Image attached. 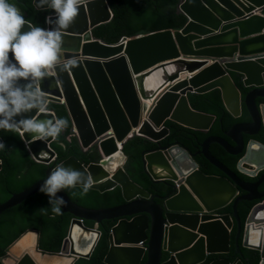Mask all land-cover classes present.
<instances>
[{
    "label": "water",
    "instance_id": "95a60500",
    "mask_svg": "<svg viewBox=\"0 0 264 264\" xmlns=\"http://www.w3.org/2000/svg\"><path fill=\"white\" fill-rule=\"evenodd\" d=\"M33 4L38 10L49 9L39 8L38 0ZM177 11L187 17L179 29L124 37L108 44L93 34L114 17L108 1L85 0L80 7L64 32L61 54L63 61L75 59L77 66L52 72L41 85L47 111L33 110L25 116L55 119L49 105H64L72 121L65 139L76 137L84 154L97 147L101 159L84 164L71 156L60 162L51 148L55 140L44 142L20 132L32 158L49 168L45 178L0 204V215L40 192L48 175L61 165L91 175V189L101 193L120 188L125 203L89 209L61 190L57 196L67 202L63 212L73 219L60 252L41 249V232L29 229L6 249L0 264L12 259L18 243L30 235L33 245L15 255L14 264H40L35 256L51 264L90 259L102 236L99 225L105 220L118 222L110 232L103 264H142L144 260L145 264H207L211 255L231 252L235 225L234 254L241 256L242 239V246L258 251L259 264H264V173L255 182L244 181L210 152V146L218 144L232 156L243 154L237 163L240 173L256 178L264 172V143L253 138L264 128V103H258L264 99V0H177ZM49 17L55 20V14ZM51 27L54 23H47L45 29ZM28 30L26 24L22 32ZM236 73L243 86L251 89L245 98L234 81ZM215 89L221 91L232 116L241 117L243 105L250 114V122L237 123L226 134L234 144L211 136L197 153L178 143L162 145L170 135L167 120L196 131L211 129L216 117L192 109L189 96ZM137 136L157 145L143 153L145 170L154 182L168 184L172 194L153 196L126 172L123 148ZM245 136L251 139L246 142ZM120 151L123 165L113 169V159ZM197 155H203L224 176L202 173L195 161ZM159 198L162 204L157 202ZM243 201H258L245 225L238 214ZM231 204L232 214L219 213ZM85 221L94 222V228L87 227ZM241 258L209 264H246Z\"/></svg>",
    "mask_w": 264,
    "mask_h": 264
},
{
    "label": "trees",
    "instance_id": "16d2710c",
    "mask_svg": "<svg viewBox=\"0 0 264 264\" xmlns=\"http://www.w3.org/2000/svg\"><path fill=\"white\" fill-rule=\"evenodd\" d=\"M114 14L113 19L100 25L93 31L94 36L108 44H116L122 38H134L140 35L163 31L176 30L184 26L187 17L177 11V0H107ZM14 3L33 26L46 28V17L55 14L52 9L38 10L35 8L34 0H10ZM18 2V3H17ZM234 81L245 98L250 88H245L239 74H233ZM189 102L192 109L214 115L216 120L208 132L196 131L173 121L167 120L165 126L170 130L161 143L162 145H174L176 143L188 148L193 153L201 150L202 143L211 136L222 137L229 140L227 133L237 123L250 122L251 117L245 105H243L242 116L235 118L226 109L219 89H215L205 94H194L189 96ZM49 109L55 112L57 118H66L69 120L68 127L61 133L58 140L51 143V148L58 154L60 162L74 156L84 164L97 163L101 155L97 147L93 148L87 154H84L76 137L65 139L72 127V121L64 105L50 104ZM221 119V120H220ZM220 121V122H219ZM262 134L253 137L257 141L264 143V128ZM225 133V134H224ZM0 136L3 139L4 149H0V160L2 170L0 171V204L6 202L13 194L20 193L35 184L38 180L45 178L48 165L36 162L26 147L20 132H7L0 130ZM251 137L245 136L246 142ZM63 145V147L61 146ZM157 148V145L144 137H135L131 139L123 148L126 156L125 170L130 178L150 192L153 196L163 198L172 194L171 187L165 183H156L146 172L144 166L143 153ZM210 152L220 162L231 170L235 171L244 181L255 182L264 173L261 172L256 178H251L240 173L237 170V163L243 155L232 156L228 154L220 145L212 144ZM200 171L206 175L224 176L216 167L211 165L203 155L195 156ZM59 162V163H60ZM171 183V182H168ZM67 195L76 204L89 209L111 208L125 201L120 188L101 193L90 189L84 197L73 195L79 192L77 189H65ZM243 193V192H241ZM157 202L162 204L161 199ZM258 202L243 201L238 206V214L242 225H245L246 219L251 209ZM221 214H232V204L219 211ZM73 216L62 210L61 215H54L51 212L49 198L42 192H38L25 200L22 204L8 209L0 215V257L6 254V249L18 239L25 231L29 229L39 230L41 232L40 248L49 252H60L65 238L68 236L69 228ZM118 220H105L99 225L102 236L90 259H79L75 264H103L104 258L109 250V236L112 228ZM85 225L94 228L95 223L85 221ZM237 226L232 231V247L229 254L211 255L207 264L217 259H229L234 262L241 258L246 264H259L260 254L258 251L244 248L242 239H240L241 256L235 251ZM107 238V242H106ZM146 260L142 264H145Z\"/></svg>",
    "mask_w": 264,
    "mask_h": 264
},
{
    "label": "clouds",
    "instance_id": "9594fccd",
    "mask_svg": "<svg viewBox=\"0 0 264 264\" xmlns=\"http://www.w3.org/2000/svg\"><path fill=\"white\" fill-rule=\"evenodd\" d=\"M84 3L85 0H38L39 8L47 6L55 13L54 21L46 17V23H54L55 27L45 29L30 24L10 0H0V130L21 132L46 142L49 138L58 140L68 127L66 118L39 119L25 114L47 111L42 82L57 69L69 71L77 66L75 59H61L63 35ZM26 24L30 30L22 32ZM4 148L0 143V149ZM92 186L91 175L61 165L48 175L39 190L48 196L51 212L61 215L67 202L57 196L58 192L79 187L80 191L73 195L84 197Z\"/></svg>",
    "mask_w": 264,
    "mask_h": 264
},
{
    "label": "bare ground",
    "instance_id": "6f19581e",
    "mask_svg": "<svg viewBox=\"0 0 264 264\" xmlns=\"http://www.w3.org/2000/svg\"><path fill=\"white\" fill-rule=\"evenodd\" d=\"M123 158V161H122V165H123V162H124V156H123V154L121 153V151L120 152H118L116 155H115V157H114V159H113V164L119 159V158ZM121 165V166H122ZM120 166V167H121ZM119 167V168H120ZM118 169V168H117ZM233 240V239H232ZM18 245H19V249L17 250L16 248H15V250L13 251V253H12V259H8V260H6L5 261V263L6 264H14V260L13 259H15V255H17V254H19L21 251L22 252H26V248H29V247H31L32 245H33V235H30V236H27V237H25V238H23L19 243H18ZM85 248L84 247H82V248H80V250H84ZM36 258H37V260H38V262L40 263V264H51L50 263V261L49 260H43V259H41V258H39L38 256H35ZM67 260H62V261H59V262H54L53 264H65V262H66Z\"/></svg>",
    "mask_w": 264,
    "mask_h": 264
},
{
    "label": "rangeland",
    "instance_id": "374dc122",
    "mask_svg": "<svg viewBox=\"0 0 264 264\" xmlns=\"http://www.w3.org/2000/svg\"><path fill=\"white\" fill-rule=\"evenodd\" d=\"M123 158H119L114 164H112L113 169H117L122 165Z\"/></svg>",
    "mask_w": 264,
    "mask_h": 264
},
{
    "label": "flooded vegetation",
    "instance_id": "af4514ba",
    "mask_svg": "<svg viewBox=\"0 0 264 264\" xmlns=\"http://www.w3.org/2000/svg\"><path fill=\"white\" fill-rule=\"evenodd\" d=\"M258 103H259V104L264 103V99H258ZM262 129H263V128H262ZM262 129H261V131H262ZM261 131L258 133V135H261V134H262ZM258 135H256V136H258ZM242 155H243V154H242ZM249 182H250V181H249ZM243 193H244V192H243ZM257 202H258V201H257Z\"/></svg>",
    "mask_w": 264,
    "mask_h": 264
},
{
    "label": "crops",
    "instance_id": "0c3cea01",
    "mask_svg": "<svg viewBox=\"0 0 264 264\" xmlns=\"http://www.w3.org/2000/svg\"><path fill=\"white\" fill-rule=\"evenodd\" d=\"M218 31H216L215 33H217Z\"/></svg>",
    "mask_w": 264,
    "mask_h": 264
}]
</instances>
